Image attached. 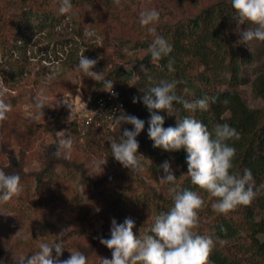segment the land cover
<instances>
[{"label":"trees","instance_id":"16d2710c","mask_svg":"<svg viewBox=\"0 0 264 264\" xmlns=\"http://www.w3.org/2000/svg\"><path fill=\"white\" fill-rule=\"evenodd\" d=\"M70 2L71 8L62 14L61 0H0V53L8 51V60L13 63L10 71H18L21 65L12 60L15 59L13 51L24 52L35 35L47 30L59 18L67 17L93 24L101 37L118 39L121 46L124 43L132 45L133 49L145 50L142 58L130 68L124 70L120 65L113 75L124 83H131L128 93L121 92L120 97L125 111L145 122L137 140L139 153L147 162H141L139 174L115 160V166L106 165V170H113L101 179H94L91 174L92 170L95 173L94 167L89 169L85 162L73 159L72 155L68 159L63 153L56 155L58 144L40 156V169L35 172L24 173L20 164L11 160L12 170L5 171L19 174L21 190L7 203H0L1 258L4 259L6 253L1 245L13 238V229L17 227L26 228L34 238L29 243L23 242L25 258L38 252L41 243L52 246L58 241L55 238L49 242L48 235L66 230L64 247L82 252L87 264H101L102 258H112V251L100 243V238H110L112 220L120 224L125 218H132L137 237L151 234L154 217L171 208L170 189L176 187L196 191L204 200L197 231L218 238L210 257L211 264H264V189L250 205H240L226 215L217 214L211 207L215 198L192 185L186 175V151L166 152L153 147L147 135L150 113L142 101L161 80L180 81L177 95L190 102L205 96L215 97L216 102L210 101L207 111L191 112L182 104H174L171 116L166 112L158 114L164 116L165 128L174 127L176 119L190 116L204 123L210 131L217 123H227L236 129L240 139L228 141L236 149L232 172L242 175L245 169L251 170L258 187L264 178V66L256 60L264 58V41L244 43L240 34L255 26L239 24L230 0H215L185 17L174 12L178 11L176 6L182 4L181 0H121L120 6H116L114 0ZM153 8L160 13L159 21L141 26L140 12ZM165 16L170 18L164 20ZM149 28H154L155 32H150ZM156 35L168 41L172 52L154 64L148 48ZM169 60L174 61L172 72L168 71ZM256 64L259 68L253 73L252 92L261 100L262 109H251L239 92L240 86L249 84V69ZM99 88L88 99V111L94 107L95 97L101 92ZM134 97L138 102L133 103ZM6 125L5 121L0 127ZM166 160L177 178L175 185L160 180L163 172L159 165ZM97 205H101V215L108 220L106 230L100 235L86 230L88 213ZM256 208L262 211L259 217ZM52 254L55 256L54 249Z\"/></svg>","mask_w":264,"mask_h":264},{"label":"clouds","instance_id":"9594fccd","mask_svg":"<svg viewBox=\"0 0 264 264\" xmlns=\"http://www.w3.org/2000/svg\"><path fill=\"white\" fill-rule=\"evenodd\" d=\"M116 6H120L121 0H114ZM240 25L251 24L254 28H246L240 34L244 43L258 40L264 41V0H230ZM71 8L70 0H61L60 12L66 13ZM160 19V13L156 9L140 12L139 23L141 26L155 24ZM155 32L154 28H149ZM86 36L93 33L86 32ZM151 60L154 64L168 57L172 47L162 36L156 35L148 48ZM174 61H168V71H174ZM97 64L96 59H90L81 55L77 70L86 77L100 80L101 73L92 69ZM104 86L110 89L112 95L114 82L103 81ZM180 81L161 80L146 93L142 101L150 113L147 135L153 141V147L166 152L184 149L187 153V173L191 183L199 189L207 192L215 198L211 207L217 214H227L240 205H250L264 189V184L257 187L254 183L251 170L245 169L243 174L233 173V161L236 149L228 144L230 140H239L240 134L227 123H217L210 131L208 127L194 117L185 116L176 119V125L165 128L164 116L158 112H166L169 116L173 113L174 104H182L187 111H207L211 103L216 102L215 97H203L194 101L185 100L177 95L176 89ZM43 90L35 98L34 108L39 113L46 106ZM138 98H133V103ZM70 108L68 101L63 100ZM12 106L4 98L0 97V124L8 119V113ZM121 123L130 124L132 130L124 129L119 142L111 141L112 156L124 168L132 173L142 170V164L138 157L139 142L137 137L144 130L145 122L134 115L121 113ZM73 141L70 137L62 138L58 142L56 155L64 154V158H70ZM140 156H143L140 154ZM107 161L105 160L104 164ZM163 172L160 180L165 184L175 185L176 176L169 161L159 165ZM20 176L17 173H7L0 168V203H7L13 196L20 192ZM172 206L167 212H162L154 217V223L150 229L151 234L137 237L133 228L135 222L132 218H125L118 224L112 220L110 238H100V243L112 251V258H102L101 264H211V254L216 246V239L211 235L200 234L197 229L200 224L199 212L204 206L203 198L198 192L176 187L170 189ZM99 211V209H97ZM66 231V230H65ZM62 231L59 238L52 246L41 243L39 251L27 258L21 256L19 264H87V257L80 251H69L67 259H61L65 250ZM221 244L224 241H220ZM53 249L55 256H53Z\"/></svg>","mask_w":264,"mask_h":264},{"label":"rangeland","instance_id":"374dc122","mask_svg":"<svg viewBox=\"0 0 264 264\" xmlns=\"http://www.w3.org/2000/svg\"><path fill=\"white\" fill-rule=\"evenodd\" d=\"M174 11L177 16H189L195 14L200 6L209 5L215 0H181ZM174 14V17L176 16ZM169 19L165 16L164 20ZM86 32L93 35L86 36ZM254 44H257L254 41ZM132 45L121 46V41L108 36L101 37L93 24L82 22L81 18H59L47 27V30L35 35L25 47L24 52L13 51L14 63L20 64L18 71H10L13 63L8 60V51L0 53V97L12 106L8 113L7 125L0 127V168L11 169V160L18 162L24 173H32L40 169L41 158L44 152L51 146L58 144L62 138L70 137L73 141L71 155L73 159L85 162L94 179H101L107 172L106 165L115 166L110 142L121 139L124 129L132 130L130 124L121 123L119 116L114 121L101 122L100 125H87L86 117L89 111L86 109L91 94L99 88L104 92L108 88L102 82L110 80L114 82L113 89L119 94L128 93L131 83L122 82L121 78L113 75L120 65L124 70L130 68L145 53L143 49H133ZM90 59H96L97 64L92 69L101 73L100 80L86 77L77 70L81 55ZM256 62L264 66V58ZM258 64L249 69L250 82L239 88L243 99L251 109H262L263 104L252 92L253 73L258 70ZM10 71V72H9ZM103 87V88H102ZM43 90L47 97L43 112L39 113L34 108L35 98ZM100 92V93H101ZM125 96V95H124ZM67 100V104L63 103ZM130 103V102H128ZM133 111L134 108L129 105ZM128 110L123 113L129 114ZM1 125V124H0ZM91 126L92 129H88ZM92 152V153H91ZM138 157L140 161L147 162L144 156ZM143 155V154H142ZM46 159V158H45ZM105 160L107 161L105 164ZM118 165V164H116ZM172 168V167H171ZM173 170V168H172ZM141 174V172H135ZM163 176V174H162ZM264 184L263 181L260 185ZM263 193L255 198L258 199ZM98 207L88 213L87 231L89 234L100 235L108 226V220L101 215L102 207ZM99 209V211H97ZM258 217L261 209H255ZM13 238L1 245L5 250V258L0 256V264H19V258L25 257L23 242L33 241L30 232L25 228L13 229ZM62 231L48 235L47 240L52 241ZM67 233H64L63 243L67 245ZM36 242L40 241L35 239ZM61 259L69 258L67 249ZM93 263L96 261L92 260Z\"/></svg>","mask_w":264,"mask_h":264},{"label":"built area","instance_id":"2783aa9c","mask_svg":"<svg viewBox=\"0 0 264 264\" xmlns=\"http://www.w3.org/2000/svg\"><path fill=\"white\" fill-rule=\"evenodd\" d=\"M110 89L99 93L95 97L94 107L86 117V124L100 125L101 122L114 121L117 116L125 111V103L120 97L119 91L113 89L116 95H112Z\"/></svg>","mask_w":264,"mask_h":264}]
</instances>
